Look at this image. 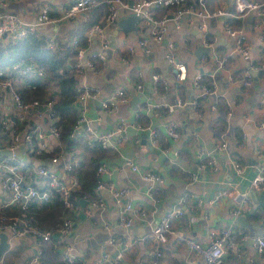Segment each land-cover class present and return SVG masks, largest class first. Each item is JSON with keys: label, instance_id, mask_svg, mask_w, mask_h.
Returning a JSON list of instances; mask_svg holds the SVG:
<instances>
[{"label": "crops", "instance_id": "obj_1", "mask_svg": "<svg viewBox=\"0 0 264 264\" xmlns=\"http://www.w3.org/2000/svg\"><path fill=\"white\" fill-rule=\"evenodd\" d=\"M61 1L69 0H5V5H0V13L12 11L25 20L33 21L44 3H49L55 9V5ZM224 4L229 10L232 9V0H209L211 8H219ZM54 12L51 16L56 17ZM103 13L104 8L100 7L86 14L82 20L47 25L45 34L50 35L57 29L60 36L68 37L84 23L99 20ZM153 14L161 17L167 13L164 9L156 8ZM167 17L170 15L167 14ZM224 22L245 31L250 45L251 61L254 65L261 63L264 60V40L259 42L258 35L264 34V18L247 16L243 19H232L222 16L212 20L206 38L214 42V48L206 46L204 37L186 21H182L178 29L170 21L165 39L154 44L149 54L140 49L132 53L127 51L129 43L138 36H145L137 28L139 21L135 23L132 31L124 30L118 23L109 30L110 48L102 52L106 57L105 68L99 74L87 75V82L99 89V99H91L86 103L84 115L88 126L101 133L115 131L121 119H125L127 123L135 120L140 128L134 135L126 133V139L119 146L110 145L107 149H102L104 158L100 163L105 170L101 174V180L116 188L128 187L133 206L144 210L146 216L135 221L129 228L123 227L117 221L118 208L111 195L105 191L97 195L94 189L88 200L79 199L76 202V207L71 212L73 222L70 236L59 242L57 233L53 232L49 243L54 244L64 262L65 251L62 245L66 242L80 254L73 264H153L155 247L151 242L135 244L121 261L115 262L117 251L108 243V239L111 235L120 239L142 236L150 229V225L159 222L166 210L177 205L184 192L189 191L194 200L182 205L183 216L172 221L175 234L162 246L160 262L204 264L202 255L191 251L176 237L180 235L192 238L205 247L209 243L207 232L210 228L230 225L235 220L232 211L236 209L237 201L230 195L215 198L217 193L226 190L246 194L250 203L244 205L243 211L236 217V229L243 230L247 235L242 248L243 255L237 257L229 254L224 264H264V254H258L252 249L251 238L264 229V190L256 192L251 186L252 177L257 171L255 151L260 150L264 158V126L262 128L258 124L264 123V102L262 105L258 102L260 96L264 95V73H251L250 84H243L249 63L240 55L232 54V43L221 31ZM84 42L86 44L85 40ZM169 43L174 45L172 53L175 59L186 66L185 81L175 79L173 68L164 58ZM99 44L97 35L91 41V47L100 51ZM152 44L148 39V45ZM199 47L209 49V52L204 51L197 56ZM71 61L73 63L74 59L71 58ZM197 73L203 76L204 82L209 86L215 85L217 93L218 84L223 85L224 93H218L215 100L217 110H210L213 100L206 96L199 99V114L191 105L168 112L164 108L166 105L175 104L177 100L189 104L192 100L196 92L192 87V78ZM153 74L159 76L157 81L152 79ZM229 78L232 79L231 82ZM137 83L143 87L139 92L133 89ZM121 86L128 90L129 102L118 106L114 113H109L101 107L100 102ZM73 105L78 107L76 100ZM228 108L233 111L229 123L233 136L226 139V149L219 150L217 146L220 140L214 129L220 131L216 127L222 125L219 124L217 114ZM170 122L178 126L177 140L166 137L164 132L165 126ZM148 129L157 132L156 146L149 144L146 134ZM141 133L147 136L144 143ZM67 152L77 157L78 164L86 162L92 155L88 150L76 146ZM204 155L216 159V168H200L201 162L210 159L203 158ZM123 157L131 158L142 172L158 174L161 179L158 190L150 189V182L144 181L138 173H133L124 166ZM233 161L242 165L241 173L233 169ZM195 174L198 176L197 181L189 185L191 176ZM60 177L63 178V175ZM98 196L102 200V206H91V199ZM82 201L86 203L83 204ZM256 224L259 228L254 227ZM240 241L241 238L238 239ZM13 252L18 256L9 255L12 264H28L34 255V242L30 239L15 241L10 253Z\"/></svg>", "mask_w": 264, "mask_h": 264}, {"label": "built area", "instance_id": "obj_2", "mask_svg": "<svg viewBox=\"0 0 264 264\" xmlns=\"http://www.w3.org/2000/svg\"><path fill=\"white\" fill-rule=\"evenodd\" d=\"M131 1V3H130ZM229 0H225L227 2ZM0 5H5V0H0ZM104 8V13L99 20L93 22V25L85 31L83 37L72 32L68 37H62L58 34L56 27L50 35H46L47 25L58 23H72L75 19H81L88 13L97 9ZM161 8L166 11L161 17H155L153 10ZM57 15L51 16V13ZM134 15L138 18L140 31L145 36H138L134 41L127 45L129 53L137 49L149 54L154 44L161 43L168 32V23L173 22L178 29L182 21H186L199 34L204 37V44L214 48V42L208 41L206 36L210 32V22L216 18L225 16L232 19H243L247 16H253L256 19L264 18V0H232V9L229 10L226 4L219 8H211L209 0H69L61 1L55 5V9L49 4L44 3L38 10L33 21L25 20L19 14L12 11H2L0 13V44L4 48L15 45L18 41L29 35L44 38L45 49L55 51L60 46V42L65 40L67 46L73 50L74 62L72 68L77 83L75 86L76 104L78 105V114L72 125L69 138L73 141L84 139L90 147L98 144L102 149H107L110 145L119 146L126 139V129H140L135 120L127 123L125 119L119 121L115 131L101 133L87 124L84 110L86 103L91 99H99L100 91L97 87L91 86L87 82L89 73L99 74L106 65V57L103 50L110 48L109 30L116 26L118 21ZM57 26V25H56ZM223 35L232 43V54L240 55L241 58L249 63L246 79L243 81L245 86L250 84L251 73H264V60L254 65L251 61L250 45L247 35L241 28H234L229 23L224 22L221 29ZM99 36L100 51L91 47V41ZM148 39L153 43L148 45ZM82 40L86 44H82ZM264 40V34L258 35V41ZM173 43L168 44V50L164 53L165 60L171 65L177 81H185L187 76L186 66L183 62L175 59L172 50ZM159 76L152 75V79L157 81ZM232 79L229 78V82ZM192 87L196 90L189 104L177 100L175 104L166 105L164 108L168 112H173L175 108H182L191 105L192 109L199 114V99L210 97L213 102L210 110L216 111L217 104L215 100L218 97L215 85L209 86L203 80L199 73L192 78ZM142 85L137 83L134 90L139 92ZM60 84L57 78L52 79L50 72L44 67L29 61H19L10 67L0 69V150H9V156H0V239L5 236L9 245L0 258V264H12L9 260V253L14 246L15 241L30 239L34 242V255L28 261V264H43L41 260V246L51 242L54 233L49 230H39L31 227L29 223L15 213L26 211L32 203H51L57 195L67 209L66 215L59 228L55 231L59 242L61 239L69 237L72 231L71 212L75 209L76 203L71 199L72 191L79 188V179L73 173V168L78 164L76 156L63 151L61 158L52 156L45 160H37L33 155H45L55 149L60 140V126L58 116L55 111V105L59 100ZM258 101L260 105L264 102V95L260 96ZM129 102L128 90L121 86L105 100L100 102L101 107L109 113H114L118 106L126 105ZM218 118L220 131L214 129L215 134L219 136L217 148L225 150L227 140L233 136L231 125L229 124L233 111L228 108L225 112H219ZM259 127L264 123H258ZM257 124V125H258ZM83 125H86L83 128ZM166 137L177 140L179 137L178 126L170 122L164 128ZM149 144L157 145V132L148 129ZM20 148V156L25 155L34 163L23 162L20 157L13 153ZM75 148V146H73ZM257 157L256 174L252 177L251 186L256 192L264 190V158L260 150L255 151ZM200 163V168L206 166L216 168L217 162L213 156ZM202 158L201 161L204 159ZM124 166L131 172L138 173L141 178L151 183L153 190H158L161 183L160 176L156 173L146 171L142 172L140 168L129 157H123ZM48 162L54 166L48 169L42 163ZM207 162V163H206ZM206 163V164H205ZM233 169L239 173L242 172V165L238 161L232 162ZM105 167L102 163L98 164L96 169L95 192L98 195L105 191L111 195L117 208V221L125 228H129L135 221L146 216L144 210L134 207L130 198V189L128 187L116 188L110 183H104L101 180V174ZM63 175V178L58 176ZM32 176L35 178L33 179ZM198 179L197 174L191 176L189 185L194 184ZM223 195H230L237 201L236 209L232 214L235 220L226 227L214 226L207 232L209 243L204 247L196 240L177 236L176 239L185 244L191 251L204 257V264H224L225 258L229 254L237 257L243 255L244 241L247 235L243 230L236 229V217L243 211V207L250 203V198L244 194L232 193L226 190L217 193L216 199ZM194 200L189 191L184 192L177 205L165 211L159 222L150 225V229L140 237L132 239H120L111 235L108 243L115 247V262L123 259V256L131 250L137 243H152L154 249L153 264H161L162 246L168 238L175 234L172 228V221L183 216L182 205ZM214 201V199L212 200ZM156 202L158 200L156 199ZM91 206L101 207V198L91 199ZM15 214V215H13ZM241 241L238 242V239ZM252 238V249L258 254H264V229L254 235ZM65 251V262L67 264L75 263L78 253L72 245L64 243L62 245ZM9 257V258H8ZM250 261L251 259L248 258Z\"/></svg>", "mask_w": 264, "mask_h": 264}, {"label": "trees", "instance_id": "obj_3", "mask_svg": "<svg viewBox=\"0 0 264 264\" xmlns=\"http://www.w3.org/2000/svg\"><path fill=\"white\" fill-rule=\"evenodd\" d=\"M92 25L93 22L84 23L74 34L83 37L84 32ZM84 43L82 40V44ZM73 57V50L67 46L65 40L60 42V46L55 51L46 50L44 38L34 35L25 37L9 48L1 47L0 44V69L10 67L15 62L29 61L44 67L50 72L52 79L57 78L59 81L60 94L55 105V111L60 126V140L52 152L45 155H33V158L37 160H45L52 156L61 158L63 151L70 150L73 146L84 148L92 154L86 162L77 164L73 168V173L79 179L80 184L79 188L71 193V199L76 203L79 199L88 200L93 195L96 181L95 169L104 155L98 144L90 147L84 139L79 138L72 141L69 138L72 125L78 114L76 106L73 105L77 96L75 92L77 76H75L71 61ZM66 213L67 209L63 206L59 196L56 195L51 203L34 202L26 211L15 214L27 221L31 227L55 232L61 225ZM41 251L43 264H65L61 253L57 251L53 243L42 244ZM11 254L18 256L16 252L9 253V255Z\"/></svg>", "mask_w": 264, "mask_h": 264}, {"label": "water", "instance_id": "obj_4", "mask_svg": "<svg viewBox=\"0 0 264 264\" xmlns=\"http://www.w3.org/2000/svg\"><path fill=\"white\" fill-rule=\"evenodd\" d=\"M130 3H131V1H130ZM137 21H138V18H137L136 16H134V15H129V16L126 17V18H122V19H120V20L118 21V26L121 27V28H123V29L126 30V31H132V30L135 29V23H136ZM204 51L209 52V49H206V48H204V47H199V48L197 49L196 55L199 56L200 53H202V52H204ZM218 93H219V94L224 93V88H223V85H222L221 83L218 84ZM136 100H137V98H135V101H136ZM126 133H128L129 135H134V134L137 133V130H136L135 128H132V127L129 126V127L126 129ZM140 136L143 138V139H142V142L144 143V142H145V139H146V137H147L146 134H145V133H141ZM20 152H21V149H20V148H18V149H16V150L13 151V153H14L15 155H17L18 157H20L21 160H22L23 162L34 163L33 160H31V159H27V157H26L25 155L20 156V155H21ZM10 154H11V152H10L9 150H6V149H4V150H0V156H9ZM42 165L46 166L48 169H53V168H54V166H53L52 164L48 163V162H44V163H42ZM57 175L60 176V173H57ZM82 203L85 204L86 201H82ZM246 226H247V225H246ZM254 227L259 228V225L256 224V225H254ZM250 241H251V239H250ZM8 249H9V245H8V243H7V241H6V238H5V236H2L1 239H0V258H1V256H2L6 251H8ZM76 255H77V256H80L79 253H76ZM183 264H185V263H183Z\"/></svg>", "mask_w": 264, "mask_h": 264}]
</instances>
